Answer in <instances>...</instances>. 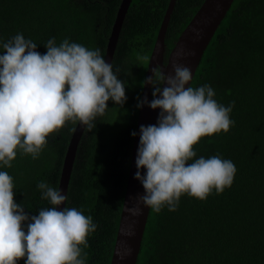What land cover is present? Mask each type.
I'll list each match as a JSON object with an SVG mask.
<instances>
[{
	"label": "trees",
	"instance_id": "16d2710c",
	"mask_svg": "<svg viewBox=\"0 0 264 264\" xmlns=\"http://www.w3.org/2000/svg\"><path fill=\"white\" fill-rule=\"evenodd\" d=\"M205 0H177L166 36L168 57ZM122 0H0V40L17 33L44 45L55 37L105 56ZM170 0H133L120 34L113 70L127 100L108 102L97 126L85 130L70 180L66 207L91 215L86 264H111L131 166V154L147 69ZM143 57V59H139ZM208 84L235 121L227 133L203 137L197 158L219 155L236 166L233 183L206 200L184 195L175 211L152 210L137 264H264V0H235L192 81ZM77 123L47 138L37 159L19 152L11 168L14 200L29 215L51 207L36 185L59 187L64 158ZM24 264V259L18 261Z\"/></svg>",
	"mask_w": 264,
	"mask_h": 264
},
{
	"label": "clouds",
	"instance_id": "9594fccd",
	"mask_svg": "<svg viewBox=\"0 0 264 264\" xmlns=\"http://www.w3.org/2000/svg\"><path fill=\"white\" fill-rule=\"evenodd\" d=\"M44 47L41 54L22 33L0 40V264H86L84 249L97 229L92 216L75 207L60 210L66 194L43 181L36 187L51 207L29 215L14 200L13 177L3 169L18 152L37 159L49 135L67 122L92 131L109 101L122 107L127 100L124 81L99 48L68 38L57 45L55 37ZM191 80L187 66L174 64L167 76L155 67L142 81L152 86L153 99L137 97V108L160 109L155 125L140 126L134 176L145 190L140 202L154 213L175 211L184 195L203 201L213 191L223 193L237 171L219 155L197 158L201 138L234 125V102L218 103L210 85L194 88ZM128 211L136 216L139 209Z\"/></svg>",
	"mask_w": 264,
	"mask_h": 264
},
{
	"label": "water",
	"instance_id": "95a60500",
	"mask_svg": "<svg viewBox=\"0 0 264 264\" xmlns=\"http://www.w3.org/2000/svg\"><path fill=\"white\" fill-rule=\"evenodd\" d=\"M132 1L122 0L119 7L104 56L109 63L113 64L120 34ZM234 2L235 0H205L178 38L165 64L166 36L177 3V0H170L150 57L146 76L152 75V69L155 67L160 68L162 74L166 76L171 75L173 74L174 64L183 65L187 66L192 72V80L189 82V86H191L208 46ZM145 97H147L149 102L153 99L151 85L144 84L141 100ZM159 112L160 109H151L147 105L141 107L139 111L136 128L137 135L134 138L132 147L127 189L111 264H137L141 252L151 209L145 208L139 200V197L144 194L145 190L141 183L134 178L137 171L135 159L139 144L140 126L155 125ZM85 130V128L77 123L64 158L58 189L63 194H66L67 199L78 147ZM145 171L141 169V174L143 175ZM66 206L67 200L64 202V205L59 206V209L62 210ZM133 207L139 209L136 216L130 215L128 211L129 208Z\"/></svg>",
	"mask_w": 264,
	"mask_h": 264
},
{
	"label": "flooded vegetation",
	"instance_id": "af4514ba",
	"mask_svg": "<svg viewBox=\"0 0 264 264\" xmlns=\"http://www.w3.org/2000/svg\"><path fill=\"white\" fill-rule=\"evenodd\" d=\"M166 53V52H165ZM170 54V53H169ZM168 57H169V55H168ZM168 57H165V55H164V62H165V64L167 63V59H168Z\"/></svg>",
	"mask_w": 264,
	"mask_h": 264
}]
</instances>
